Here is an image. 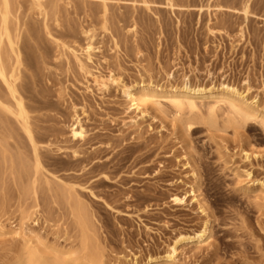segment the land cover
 Returning a JSON list of instances; mask_svg holds the SVG:
<instances>
[{"label":"rangeland","instance_id":"374dc122","mask_svg":"<svg viewBox=\"0 0 264 264\" xmlns=\"http://www.w3.org/2000/svg\"><path fill=\"white\" fill-rule=\"evenodd\" d=\"M9 2L0 264H145L204 225L159 264H264L262 118L219 97L177 112L164 93L141 106L126 93L226 84L264 107V0Z\"/></svg>","mask_w":264,"mask_h":264},{"label":"bare ground","instance_id":"6f19581e","mask_svg":"<svg viewBox=\"0 0 264 264\" xmlns=\"http://www.w3.org/2000/svg\"><path fill=\"white\" fill-rule=\"evenodd\" d=\"M4 1V11H3V20L1 24V39L5 36L7 37L8 41L13 43L11 31L8 26V18L9 14L11 12L10 9V2L9 0H3ZM11 76H14L12 74ZM0 77L9 84L12 91L15 93L16 89L14 86L9 82L8 79V71L2 60L0 59ZM126 93L132 99L134 102V105L141 106L142 104H145L147 101L152 100L156 95L160 93H164L168 96H170L171 99L174 100L177 107V112L182 110L184 101H188L190 103L191 107L196 106V100L201 99L203 97H209V98H216L219 97L221 100L228 101L231 103V105L237 110V113L239 116H241L244 119H250L254 116L262 118L264 121V107H260L259 104L253 100L251 101L246 96L242 95V93L239 92V90L236 87H231L229 85L223 84L222 87H212L210 89H207L206 87H203L201 85L194 86L189 81L183 83L182 85H178L177 87L172 86L169 88H163V87H157L154 86V84H143L140 87L136 88L135 90L132 88H128L126 90ZM19 115L22 118H26V109L24 107L23 102L19 101ZM196 122L192 121L191 119L185 121L186 129L187 131H190L192 128H194ZM30 133L31 131L27 129ZM72 136L74 138H81L84 135V128L80 121H77L73 127H72ZM246 153L249 155L250 153L246 151ZM261 184H264V182H261ZM187 196H175L174 200L177 203L184 202L186 200ZM209 233V228L207 225H204L202 228H200L199 231H196L194 233H187L182 232L180 233L173 243L168 247L169 249L167 252L162 256H149L147 262L145 264H159L161 262H168L172 261L176 258V255L180 251V247L182 244L189 243V242H200L203 238L207 236ZM25 238L27 237V241H31V238L25 234ZM29 238V239H28ZM38 255L36 253H33L29 257V262L33 263L36 261ZM72 263H76L75 260L71 261ZM35 263H40L39 261H36ZM93 264V262H91ZM55 264H67L66 262H57ZM101 264V263H99Z\"/></svg>","mask_w":264,"mask_h":264}]
</instances>
